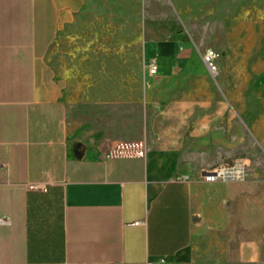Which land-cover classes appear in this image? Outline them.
<instances>
[{"label": "crops", "instance_id": "0c3cea01", "mask_svg": "<svg viewBox=\"0 0 264 264\" xmlns=\"http://www.w3.org/2000/svg\"><path fill=\"white\" fill-rule=\"evenodd\" d=\"M109 17L0 0V264H264V174L200 177L264 149V60L212 75L175 36L128 61Z\"/></svg>", "mask_w": 264, "mask_h": 264}, {"label": "rangeland", "instance_id": "374dc122", "mask_svg": "<svg viewBox=\"0 0 264 264\" xmlns=\"http://www.w3.org/2000/svg\"><path fill=\"white\" fill-rule=\"evenodd\" d=\"M95 12L105 11L109 18L98 21L120 34V44L128 61L140 60L146 37L190 38L203 51L217 54L216 75H249L247 68H261L264 60V0H88ZM93 27V21H89ZM97 23V21H96ZM97 25V24H96ZM236 71V70H234ZM249 72V73H248ZM251 74V73H250ZM237 159H247L248 173L264 174V149Z\"/></svg>", "mask_w": 264, "mask_h": 264}, {"label": "built area", "instance_id": "2783aa9c", "mask_svg": "<svg viewBox=\"0 0 264 264\" xmlns=\"http://www.w3.org/2000/svg\"><path fill=\"white\" fill-rule=\"evenodd\" d=\"M217 54L212 50H206L202 54V60L206 65L210 74H216L215 60ZM147 75L155 76L157 74L158 66L155 59H150L144 65ZM113 156H136L141 157L144 154V146L141 142H118L112 149ZM6 168V165H3ZM248 173V165L244 159H235L229 162H223L213 168L201 171L200 177L206 183L216 182H237L243 181ZM30 189L36 187L30 186ZM4 220L0 219V224H3Z\"/></svg>", "mask_w": 264, "mask_h": 264}]
</instances>
